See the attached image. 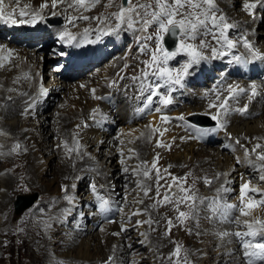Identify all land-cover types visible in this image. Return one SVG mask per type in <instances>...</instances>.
I'll use <instances>...</instances> for the list:
<instances>
[{
	"label": "bare ground",
	"instance_id": "6f19581e",
	"mask_svg": "<svg viewBox=\"0 0 264 264\" xmlns=\"http://www.w3.org/2000/svg\"><path fill=\"white\" fill-rule=\"evenodd\" d=\"M217 1H219L220 5L227 10V12L226 11L225 12L228 15V17L233 18L232 20L234 22L236 21L237 24H238V22L241 21V23H242L241 25H243V26H241L240 24H238L239 27L236 30V32H233L230 34L231 38L236 39L237 36H239L240 34L243 35V33H245V32H246V36L249 35V33H247V31H245V30L243 31V28L249 29V30L254 31L256 33L255 28L258 24V21H260V19H256L255 21H253V19L248 20V17L243 19V14L238 16L239 12L241 13V11H240L241 9H239V11H238V8L243 7V6L241 7V5H243V4L240 3L241 2L240 0H217ZM47 2L49 3V7L41 10L40 5L45 3V0H19V6L18 7H17L16 0H12V1H5L4 0V3L6 5V9H5L6 11L11 10L12 8H16L17 12H19L20 10H24V11L29 13V16L26 17L27 19L31 18V13L41 12V14L44 16V19L42 21L38 20V22L34 25L26 24V25H19V26H12L11 24L6 25L2 21H0V25H1L0 30L3 31L4 34H6L7 32H9L8 34H10L11 32H10L9 28L14 29V33H12V37L9 40L11 42L16 41L19 38L22 40H24L25 38L28 40H31V39H29L30 38L29 36L36 37L43 30V28L47 25V22L45 21V17L47 15L51 14L53 11V9L50 6L51 0H47ZM245 2L246 1H244V3ZM119 3H120V1L118 0V4ZM63 9H66V5L61 4L55 9V11L59 12V11H62ZM235 10L237 11L236 14L234 12ZM67 12H68V16H77L76 14L72 15V13H74L72 11H67ZM260 12L257 13L256 15L259 16L261 14ZM262 16H264V12L262 13ZM86 22L88 23L89 21H85L84 23H86ZM84 23L80 24V26L83 25ZM95 24L97 25L98 22ZM261 26H262V24H261ZM240 31H242V32H240ZM237 32H239V33H237ZM82 34H83V32H82ZM82 34L78 37V39L81 40L80 47H75V50H74V54H77V55H83L89 49H95L96 48V45H93V47H91L90 44H88L87 42H84L82 40ZM129 34H131V33H129ZM235 35H236V37H235ZM250 37L252 40H254V38H255L252 36H250ZM24 41H26V40H24ZM0 45L5 46L4 50H0V57H8V59L0 60V66L4 67L2 70L6 71L5 74L4 73L0 74V144L1 145L4 144V142L2 141L3 133H9L10 137L8 139V143L10 142L11 144H9V147L7 145L6 146L8 148L12 149L13 141H17L18 143L22 142L23 151L26 154V156H24L20 160H17V159H10L9 160V159H7L6 155H8V153H10L9 155H10V157H12V154H11V151H7L4 153V156L7 159L6 162H4L3 164H0V169L5 168V167H13L14 171H15L14 175H12V176H10L9 174L5 175V176L0 175V181H1V185H0V232L2 233L5 231H9V236H7V243L5 245V247L8 249L6 256L4 255L5 252H3V250H2L3 245L1 247V244L3 243V242H1V238L4 236H2L0 233V253H1L0 264H3V259L7 256L11 260L10 264H14V262L12 260L11 245L14 242L16 237L13 236V232H16L17 238H18V236L21 238L22 243L20 241V245H19V248H21V250L19 249L18 253L20 255L19 257L22 258L23 262L24 261H25V263L27 262L26 264H55V261L58 259L52 260L51 259V252L53 249H59V245L57 244L55 246L54 243L58 242L60 244V247L66 245V244L61 242L59 237L55 241H53L51 238H49L50 235H52V232L56 233V231H58L57 227H59L58 221L56 219L50 220L49 217L55 218V217L61 216L62 210L66 207H69V205H68L67 201H65L63 199V195H61L60 198L58 197V195L60 193L59 188L56 189V191H55L56 192V194H55L56 201L53 202L51 200L50 202H48V205L46 207H44L42 205V202L45 201V199H47L48 196L46 195L45 192H43V193L40 192V189L37 188L38 187L37 183L41 184V186L45 185L44 183L46 182V180L44 182L43 176L45 175L44 174L45 170H47V164L39 162L40 159L38 156L42 150L47 151L48 136L49 137H51L52 135L53 136H59V138L61 140L63 138L64 142H67L69 147H73V145H74V138H73L74 133L78 134V136L81 138V140L86 141L87 145L88 144L89 145H95L94 146L95 151L94 150L93 151L94 152L98 151V154H96L97 157L100 154L107 156L108 153L105 152L104 150H102V148L109 145V143L111 141L108 142V140L112 137L110 136V131H111L110 129L111 128L108 129V126H98V124H97L98 123L97 120L102 115V112H101L103 110L102 107L98 108V111H97L96 117H95V119H97V120H94V124H92L91 122L89 123L90 128H86V129L83 128V130L81 131V129H82L81 127L79 130H77V129L73 130V129H71V127H73L74 125H81L82 121L87 120L86 119L87 115H88V117H90L92 115L95 106H92L93 102L91 100V99H94L93 93L91 95L89 91H91L92 89H95V95L96 96L103 95L104 97H107V98L109 97V93L111 92V89L109 88L108 85H110V83H112V79L115 80L116 69H117V67H119V63H116L112 66H109L108 69L105 70V75H104L105 78L104 77L102 78V80L104 82L101 80L92 82L89 85V88H88L89 91L85 89L84 93L83 92L81 93V91H83V89H80L79 86L77 85L78 88H77V91L75 93H72L71 95L67 94L65 96V100L63 99L61 101L60 108L58 107L59 110L57 111L58 112L57 118H55L54 115H51L52 118L56 119V126L54 129L50 130L48 127L51 124V122L49 123L47 118L44 119L43 121H41L40 119L37 118V120H34V122H32V123L31 122L29 123L27 119H30L29 118L30 115L32 116L34 114H37V116H39L40 113H42L41 111H43V109H45L46 107H49L51 105L53 100L50 99L49 95H47L46 97H39V89H40L39 86L41 85L44 87V83L41 81V79L47 73L45 70L49 69V70H51L52 73H53V70L51 69L50 65L45 64V66H43V62L40 59L41 55L40 54L38 55L36 51L32 53L31 50H27L25 48H15L14 45H12L10 42H8L6 40L0 41ZM14 48H15V51L13 52ZM9 49L11 50L10 55H9V52L7 51ZM90 53H92V52H88V54H90ZM234 53L246 55L245 49L243 47H238L237 49L234 50ZM230 58L231 57L229 56V57H225L223 59L213 60L207 66L204 65V67H198V66L195 67L194 70H192L191 77H189L190 78L189 84L191 83L192 85L191 84L190 85L192 87L193 86H196V87L200 86L202 83L200 82L199 77L202 78V76H203L202 73L205 71L204 69L207 68V70H209L210 72H213L215 67H220V66L224 65L225 63H228V60ZM114 61L115 60H113V62ZM176 61H178V59ZM12 65H13V68L15 69V71H10V67ZM47 67H49V68H47ZM227 69H228L227 72L229 75H238V74L242 73L247 78H250V77H252V75L257 76V75H260L261 72L262 73L264 72V61H255V62H253L247 66H243V67L237 66L236 64H229L228 63ZM0 71H1V69H0ZM38 73H39V75H38ZM54 74H55V76H58V77L61 75L60 73H54ZM99 74H101V72ZM102 74H104V72ZM205 74H207V73H205ZM202 79H205V78H202ZM250 79L248 80V82H250ZM55 80L56 79H54V81ZM110 80H111V82L108 84V82ZM259 81H261V80H259ZM262 82L264 83V81H262ZM246 84H248V83H246ZM137 86L139 87V90L137 91V92H139V94L136 98V101L139 102L141 100L140 99V84L138 83ZM8 89H13V90L8 91ZM202 90L203 89H201V94H202ZM119 91L123 92L124 88L122 87ZM261 91L262 90L258 91L259 94L256 96V98H259V100H257V101H255V99L251 98V100L249 99L247 102V98H248L247 95H242L238 104L235 102H232L230 104V107H232V108H236L238 105L239 106L241 105V108H242L247 104L248 105V112L243 113V114L238 112L234 117H232V118L228 117L227 118L228 125H230L227 128H229L233 125H236V124L237 125L232 127L228 131V133H226V134H224L225 132L223 131V133H222L224 135V136H222V137H224L223 143H221L220 145H217V147L207 148V149L205 148V149H202V151H200L199 153L197 152L198 157H203L202 159H205L204 162H202L200 160V158H198L196 160H192V161H191V159H188L187 157H190V154H191V153L188 154L189 148L190 149L195 148V146H197L196 148H199L200 146L204 147L205 144H216L217 139L221 136L218 133H215V134H210V135L206 136L205 139L202 141H199L196 139H185L184 141H182L181 137L187 138L188 137L187 135H189V132H190V131H187L188 134H186V135L179 134L177 132V130H179V129H177L179 127V123H180V126L182 127V129L185 128V126H182L183 122L178 121L177 122L178 124L177 123L174 124L173 122L172 123L169 122V124H166L164 126V128L162 129L163 136L166 137V139H168V140L169 139L172 140V142H170L168 144V145H171V149L173 148V144L178 145V148H179L176 152L178 154L177 155L178 157L171 158L170 161H168L169 164L171 165V167L173 166L176 169V167H180L183 164L188 163V165H187L188 168L190 169V171H193V174H192L193 177L197 178V182H195V183H197L199 188H201V187L203 188V186H202L203 178L213 177L215 179V178H217V174H221V173L227 174V175H220L219 178L217 179V181L215 182V184L213 186L211 185V187L209 188L210 189L209 192L214 191V194H216L215 192H217V189L224 186L223 185L224 183H227L229 180L232 181V179H229V177H228L230 174H231L230 176L234 177L238 173V171H243V172L253 171L254 167L251 164H249L245 158L244 149L247 148L249 150V153H251L252 148L256 144H260V145H262V147L257 149V153L264 152V126H263V124H261V120H259L258 122H256L255 124H252V125L248 124L249 123L248 121L253 117V115H255L258 112L262 113L261 115H262V118L264 119V101H263L264 92H261ZM198 92H200V91H198ZM260 92H261V94H260ZM24 93H26V95H24ZM83 94H86V95L84 96ZM118 95H119L118 98L114 97V100H116L117 106H118V103L125 102V107H127V110H126L124 115L120 116V114L117 112V113H115L114 117H111V118L115 119V120H120V121H122V123H125V122L129 123L128 124V128L130 129L129 132L126 131L125 128L123 129L125 134L128 135V136H126L127 138L125 139V141L133 143L132 140H134L133 138L136 136V138H137L136 139V142H137L136 146L138 147L137 148V153H138L137 154V164L141 165V162H144V160H146V157H147L146 154L148 155V152L151 150L152 146H154V145L156 146V144H157L158 140L156 138V133L154 131H152V129L155 126V123L158 121L159 118L156 117V118H154V120L151 119V121H150V123L152 125L151 129L146 127V126L150 125L148 123L146 125L140 124L137 127L135 125L132 126L130 122L138 121L140 119L142 113L139 111V109L136 112L135 111L132 112V108L129 107V104H130L129 103V101H130L129 95L126 98L123 97V96H125L123 94L122 95L118 94ZM198 95L197 96L192 95L191 99L193 102H195V103L199 102L200 98ZM226 95H227V93H226ZM207 96H209V94ZM9 97H11V99H9ZM37 97H39V100H38V103L36 104V106L34 108V109H36V111H34V110L26 111L28 103H30L34 98H37ZM83 97H86V100L82 101L84 99ZM252 99L255 102H252ZM178 101H180V100H178ZM113 103L115 104V102H113V100H112V104ZM141 106H142V104H141ZM193 109H196V110L201 111V112H208V113L209 112L215 113V111H216L215 109H209V108L205 107V105H203L202 107H198V106H194L193 104H192V106H190L188 104L187 109L185 110V112H183L184 116L188 113H191ZM169 112L166 111L164 114L168 116L170 114ZM103 114H104V112H103ZM83 116H85V117H83ZM16 117H18V120ZM15 118H16V120H15ZM151 118H153V116ZM244 121H247V122H246L244 128L242 129L243 131H241V129H240L242 127L241 124ZM250 121H252V120H250ZM29 126L32 127V128H30L31 130L26 131V128ZM113 126H114V124H113ZM165 129H167V131H165ZM231 132L234 133L235 135H232L231 138L229 139L228 134ZM29 134H31V136H29V138H28L27 136ZM173 135H175V137H172ZM217 135L219 137L217 139H215V136H217ZM248 136H249V139L246 141ZM94 137H95V139H94ZM76 138H77V136H76ZM236 138H240V140L243 141V144H241L243 148H239L238 146L240 144L238 145L235 143ZM257 138H260V139H257ZM31 140H34L33 143L36 144L35 146H32ZM63 140H62V142H63ZM121 140H123V138ZM224 145L229 146L226 149L233 152V154H234V155L232 154L233 156H231V153L230 154H227V153L224 154V152H223V149H225ZM2 146H3V148H6L5 144ZM34 147L37 148L36 151H34V149H35ZM98 147H100L99 150H97ZM174 147H176V146H174ZM221 147H223V149H220ZM25 149H27V152H25ZM153 151H155V147H154ZM37 152H38V154H37ZM65 152L66 151L62 145V147H59L57 149L56 154H55V157H57V162H58L55 166V169L53 168L55 170L54 175H56V183H58V186L61 183L64 185L69 184V186H71L73 183H76V182L70 183V180L74 181L79 176L84 178L81 181H83L85 183V179L88 176V170L87 169L89 167V166L87 167L86 165H94L95 164L94 159L90 158V157L83 158L84 156L76 155V153H72L71 158H69V155ZM91 153H93V152H91ZM157 154L159 155V160L157 161V165H158L160 160L162 159V153H157ZM223 154H224L225 158L223 160H221V156H223ZM108 156H109L108 162L112 163L110 165V167H113L114 166L113 162H114V158H115L116 154L111 152L110 155H108ZM156 156H155V158H156ZM179 156H180V158H179ZM160 157H161V159H160ZM209 157H212L211 160H213V158H216V160L219 161V163H220L219 165H221V167L217 168L216 166H213V164H211L209 162V159H207ZM237 157H239L240 161H241V163H239V164L237 163V159H236ZM81 158H83V159L81 160ZM249 159L256 162L257 164L260 163L259 161H256V155L255 154H251ZM217 164L218 163H216V165ZM235 164H237L239 167H237V165H235ZM13 165H15V166H13ZM73 165H74V167H73ZM138 165H136V166H138ZM144 167H145V165H144ZM100 168H101V166H100ZM114 168L115 167H113V169ZM101 169H104V168H101ZM175 169H173V172L174 171L179 172L178 169L177 170H175ZM181 169H183V168H181ZM130 171H131V169H130ZM101 173L102 174L99 176L97 175V173L95 174L96 180L98 181V183L101 184V186H104L103 185L104 182L108 183V187L104 186L105 188H103V190H105L107 192L110 189H112V187L114 185H116L119 180L130 181V179H131V177L129 175L122 174L121 171L116 170V169L112 170L109 167H106L105 170L102 171ZM42 174H44V175L42 176ZM261 174H264V172H262ZM24 176L27 177V179L29 181V185L34 190H39L40 196H42V200H39L37 202V204H35L31 208L32 212L30 211L31 209H29L27 212L20 215V214H17V213H19L18 211L16 213V211H15L16 207L14 205L16 203L17 195L20 193V191H22L21 190L22 186L24 188V185H22V184L19 185L18 180L21 177L23 178ZM244 176H246V175H244ZM65 177H68V179H65ZM153 177H154V174H153ZM137 179H141V177H137ZM147 183L154 186L155 185V179L153 178L152 180L147 181ZM244 183H249L250 187H252V188H255L254 185H257L255 183L249 182L247 179H245ZM128 184H129V182H128ZM80 185L82 186V184H80ZM35 186H37V187H35ZM99 187H100V185H99ZM153 189H154V187H153ZM47 190H48V188L47 189L45 188V191L48 194H50V192ZM71 190L72 191L70 192V194L77 195V197H78L77 198V204H79L82 201L81 197L79 196V194L73 193V192L77 193L75 191V189H71ZM128 190H130V189H127L126 192H128ZM153 193H154V191H153ZM153 193H151V194H153ZM106 195L109 197L110 202H112L111 194H106ZM50 196L54 197L51 194H50ZM115 198H117V200H118V196H116ZM209 198H212V196ZM252 198H255V197L253 195H247L245 201H247L248 199H252ZM143 199H144V203L141 205L143 207V209H144V207L146 208L149 205L153 204L152 201L148 200V198H143ZM255 199H257V198H255ZM34 201H35V199L28 205H31ZM28 205L25 207H22V209H20V211L27 208ZM51 205L54 206L52 210L49 209V206H51ZM88 205H89V203H88ZM236 205H238V204H236ZM201 207H203V206H201ZM36 208H39L41 210L39 212H36L35 211ZM88 208H89V211L93 210L92 207H90V206H88ZM110 209H112L111 204H110ZM113 211L114 210L112 209V212ZM29 212H31V213H30V218L28 219L29 223L27 225V230L25 229V231H20V227L18 228V225L19 226L22 225V223L26 220L25 215L29 214ZM149 212L151 213V216H156V218L154 220H157V221L163 220L162 214L159 211H157L156 209H154V210L149 209ZM108 213H110V211ZM203 214L205 215L206 213L201 211L200 215L202 216ZM236 214L240 216L238 210H236V212L234 213L235 216H236ZM4 217H6V220H4ZM15 217L18 218L17 221L20 220L19 223L22 222L21 225L17 224V222H15V220H14ZM109 217L110 216H108V218ZM241 217L244 220H247L249 222H252L256 219L264 220V207L257 206L256 208L250 210L249 216H247V217L241 216ZM92 219L95 222H93V226H92L91 230L85 229L83 231L73 233V237L70 240L71 244H72L71 246H74L75 242L78 240V238H81L83 235H85V233H86V235L89 233H92V230L95 228L94 225L97 224V222H99L100 220H104V216H101L97 212L96 217H94ZM44 222L52 223L54 225L52 230H50V231L45 230ZM217 222L220 224V226L215 227L217 230L228 229V231H229V229H231V231L233 232V230H232L233 228L231 225H229L227 223H220L219 220H217ZM123 223L125 224L124 225L125 227L129 226V224H127L126 221H124ZM206 223H207V221H206ZM210 223H211V226H209V228L207 230L205 229L206 226L201 227V225H200V228L198 230L202 231L204 234H202L198 237L195 236V238L198 240L201 238L204 240H207L205 242V245L207 247L206 252L208 253V257H205L204 262H206L208 264L212 263L211 262L212 261L211 251L214 248H212L211 243H212L213 238L215 236L213 233H216L215 228H213L214 225L212 224V221ZM200 224H204V222L203 223L200 222ZM117 225H115V223H112V224L108 223L105 226H103L105 231L104 232L100 231L99 235L97 237L101 241L105 242V246H107L109 244L108 245L109 247L104 248V250L102 251L99 258H93V259H90L91 258L90 252L87 250L86 254L82 258H79L80 261H82L81 264H85L84 262H86V264H105V261L108 259L109 256L115 255V257H116V255L119 254V251L121 249H124V247H121L122 243L116 242V238H118L119 236H114L111 234L113 232H116V228H118ZM161 226L159 227V225H157L156 227H158V230H156L154 232L151 230V228L149 226L147 227V230L153 236H154V233H156V232L159 233L158 236H156L157 238L155 236H154L155 239L149 238V243L152 245H156L158 247H161V246L165 245V243H167V241H166L167 239L164 237L163 228ZM191 226L193 227L192 221H191ZM152 227H154V224L152 225ZM210 228H213V229H210ZM192 235H194V234H192ZM61 239H63V238L61 237ZM143 239H144V237H143ZM119 240H120V237H119ZM64 241H66V240H64ZM67 243H68V241H67ZM129 244H131V243H129ZM220 244L221 243H219V245ZM239 244L240 243L233 238V243L231 245H228L227 248H223V247L218 248L217 247V249L220 250V252H224V251H228V250H235L236 256L232 257L230 259L236 260L237 264H246L245 258L243 256V250L242 251L240 250ZM114 245L117 246L115 253L113 252V246ZM66 246H69V244H67ZM86 247H88V246H86ZM135 247L136 246L132 247L131 249H133ZM127 248H129V247H127ZM101 249H102V247H101ZM159 252H160V250H159ZM225 259H226L225 257L220 256L218 259L214 260L215 263H213V264H223V261ZM61 260H63L64 264H69V262H72V260L68 261V260H64L62 258H61ZM261 262H264V261H256L255 264H260Z\"/></svg>",
	"mask_w": 264,
	"mask_h": 264
},
{
	"label": "snow or ice",
	"instance_id": "6c2138e0",
	"mask_svg": "<svg viewBox=\"0 0 264 264\" xmlns=\"http://www.w3.org/2000/svg\"><path fill=\"white\" fill-rule=\"evenodd\" d=\"M101 0H51L50 6L53 9L52 15L56 16L58 13L55 9L61 5H66L67 9H83V11H90L96 5L100 4ZM17 7L19 6V0H16ZM90 5V6H89ZM117 7L116 12L102 14L98 17H89L88 15L79 16H67L66 20L69 24L75 26L76 21L83 20H96L99 27L95 31V39H89V36L93 30L85 28L82 34V40L88 44L98 43L103 37H114L119 38L122 34L127 36L129 33L136 37L135 44L138 48L140 54L149 55L150 59L139 61L143 64V69H141V74L139 76H133L131 79L134 82H139L140 84V99L142 107L139 109L141 113L145 111H154L155 113H162V107L168 108L173 104V93L176 91L175 86L180 88L184 87V82L187 77L192 75V70L195 67L200 66L202 62L208 60L223 59L225 57H231L228 60L229 64H236L237 66H247L255 61H264V52L251 41L247 39L246 35H239L236 39L230 37L229 33L233 30L238 29L239 25L230 23L227 16L222 12L218 5L217 0H120L119 5L115 4V0H108L106 7ZM49 3L45 0V3L40 5L41 10L48 8ZM244 10L249 16L253 18V21L260 19L264 23V16H257L254 12L256 9L264 11V0H256L255 3L245 2L243 4ZM6 5L4 0H0V21L4 24H11L12 26L26 25V24H36L38 20L42 21L44 16L41 12L31 13V18L27 19L29 13L20 10L17 12L16 8L6 11ZM139 34V35H137ZM166 38L172 39L174 47L171 49L165 46ZM210 38V39H209ZM58 40L62 43L73 45L75 47H80L81 40L77 38L72 32L65 29L60 33ZM198 41V43H197ZM75 42V43H74ZM149 42L154 44V48L150 47ZM238 47H243L245 49V54H235L234 50ZM5 46L0 45V50H4ZM9 55L11 50H7ZM208 53V54H206ZM60 56L66 55L65 52L61 51L58 53ZM179 57H184V59L178 63L173 64ZM8 59V57H0V60ZM129 64H124V69H128ZM39 75V73H38ZM125 77L121 76L120 79ZM115 81H113V84ZM111 86V85H109ZM85 87V85H81ZM13 89H8L12 91ZM258 85L256 83H251L249 88L240 87L239 85L228 84L226 89H221L219 86L213 89L215 101L210 102L209 109H215V114L204 113V115H210L211 120L215 122L213 127H202L196 122L188 121L185 116L181 115L176 119L183 122L182 126H186V130L190 131V135L185 138L181 137V140L185 139H196L202 141L206 136L210 134H215L219 131L227 132L228 120L227 118L233 112H239L241 114L248 112V105L246 104L243 108H232L230 104L232 102L239 103L242 95H248L249 99L257 96ZM93 93V98L97 100L109 99L107 97H101L95 95V89L91 90ZM226 91L227 95H224ZM26 95V93H24ZM48 95V89L43 86L39 89V97H46ZM39 97L34 98L30 103H28L26 111H31L35 108L38 103ZM11 99V97H9ZM153 105H157L153 108ZM97 110H93L92 118L95 119ZM191 115H196L193 113ZM106 118V117H103ZM170 117L167 115H161V120L163 122H170ZM86 126V125H83ZM78 129L82 125L76 126ZM151 129V125L146 126ZM154 132H158L159 129H152ZM167 131V129H165ZM163 135V133H160ZM229 138L230 137V134ZM75 147H69L67 142L63 143V148L66 153L71 158L72 153L76 155L84 156L87 153H81L79 151L80 145L79 140L76 138L74 133ZM175 139V138H174ZM260 139V138H257ZM102 143V142H101ZM236 144L240 143L239 138L235 141ZM157 147H165L169 150L171 145L161 144L157 141ZM61 147V145H57ZM225 148L229 147L224 145ZM262 145L256 144L251 153L247 148L244 149L245 158L249 164H251L258 171L264 172V152L257 153V149L261 148ZM21 145L17 143L12 152H16L20 149ZM26 151V149H25ZM130 153H134V150L129 149ZM3 154V153H0ZM10 154V153H8ZM251 154L256 155V162L249 159ZM120 156L122 157L120 163L123 165L125 163L123 156L124 153L121 151ZM129 159L132 157L129 156ZM237 163H241L240 158L237 157ZM159 160V155L152 161L151 169L144 167L147 164L146 161L141 162L131 169V174L136 177H141L137 180V188L142 192L144 198L154 199V203L149 205L144 209H137L132 213L135 215L148 214V220H137L136 226L147 224L152 231H156L157 228L152 227L153 224L159 223V221L154 220L149 212V209H156L163 204H171L174 206V211L178 212L177 219L180 221V225L183 226L186 221L191 220L193 222V227L187 229L190 235L195 234L197 236L204 234L202 231L198 230L200 228L199 220L201 219V211L206 213L203 219L212 221L213 223L219 220L220 223H227L229 225H235L237 227L241 226V221L237 219L234 215L236 210H239L240 216L247 217L250 214V210L256 208L257 206L264 207V199L257 200L255 198L248 199L245 201V196L249 193L255 194L259 193V189L250 187L249 183H244L240 186V196L242 204L240 206L236 204H230L224 201V196L221 193L227 194L231 189L227 186H222L217 189V195L212 198L200 197L192 189L185 187L188 173L184 177L172 176L169 173V177L172 180V184H161V180H167V177L160 174L157 168V161ZM74 167V165H73ZM171 167V165L169 166ZM167 172V169H165ZM124 174L130 173V168L124 166L122 168ZM154 172V177H153ZM102 173L97 170V175ZM220 175H227L224 173L217 174V179ZM155 179V185L147 183V181ZM68 179V177H65ZM78 180H83L82 177H77ZM259 179L264 182V174L259 176ZM207 186L211 187L213 181L204 178L202 181ZM103 186H101L102 188ZM155 189V197H152L150 193ZM165 188V192L161 194L160 189ZM70 189H75L77 194L80 192L78 184L62 185L61 191L64 193L63 199L67 201L69 207L62 210V215L59 217H49V219H56L60 227H69L70 232H80L83 231V227L80 224L74 223L78 219L85 221L97 215V212L104 216L105 222L112 224L117 223L116 220L108 218L107 213L110 211V200L105 199L98 193L97 185L89 182L86 186L85 191L95 194V199L99 201L98 205L93 204L90 207L94 208L95 211L85 213L82 210H77V195L70 194ZM113 187V191H114ZM162 195V200L160 199ZM264 195V194H262ZM83 203H88L83 201ZM133 203L143 204V199H136ZM185 205L189 208V211H181L180 206ZM203 206V207H201ZM122 210V209H121ZM207 213H211L208 215ZM128 223L131 222V218H128ZM243 225L246 226V231H235L230 232L227 230L218 231L213 233L219 240L221 244L217 247L227 248L228 245L233 243V238L238 241L243 249V256L245 258L246 264H255L256 261H264V220L256 219L252 222L247 220L243 221ZM54 225L52 223L44 222V228L47 231L52 230ZM99 231L104 232L105 229L97 225ZM173 227V220L167 219L166 228L167 231L164 233V237L167 238L171 235V229ZM23 231V229H20ZM129 229L124 226V223L120 224V232L111 233L114 236H120L122 233L128 232ZM86 234V233H85ZM63 235V234H61ZM144 236L143 240L137 241V243L146 245L148 241V234L141 233ZM130 239V237H129ZM63 242V241H61ZM22 243V241H21ZM123 247V246H121ZM128 247L131 249L132 245L129 244ZM117 246H113V252L115 253ZM182 248L177 245L172 253L169 254L167 260L169 264H190L188 259L187 250L185 255L181 257L180 253ZM218 255L225 257L223 264H237L236 260L230 259L236 256L235 250H228L224 252H218ZM173 257L175 260L173 261ZM158 259H164L163 257H157ZM55 264H64L63 260H56ZM105 264H115V255L108 257ZM129 264H137V262H129Z\"/></svg>",
	"mask_w": 264,
	"mask_h": 264
},
{
	"label": "rangeland",
	"instance_id": "374dc122",
	"mask_svg": "<svg viewBox=\"0 0 264 264\" xmlns=\"http://www.w3.org/2000/svg\"><path fill=\"white\" fill-rule=\"evenodd\" d=\"M240 1H241L240 3H242V4H244V1H246L248 3H255L256 2V0H240ZM217 2L219 4V7L221 8L222 12L227 16L228 21L230 23L237 24L236 21L234 22L232 20L233 18L228 17V15L226 14L227 10L220 5L219 1H217ZM115 3L117 5H119L118 4V0H115ZM107 4H108V0H101L100 4L96 5L94 8H91L90 11L85 12V11H83V9H78V10L69 9V11L74 12V14H76L77 16H79V15H88L89 17H98V16H101L102 14H108V13H112V12H116L117 11V9H118L117 7L113 6V7L108 8V7H106ZM242 6L243 5H241V7ZM242 8H238V11H239V9H241L240 10L241 13L239 12L238 16L243 14V19H245L246 17H248V20L253 19L251 16L248 15V13L244 10V8L243 9ZM234 12H235V14L237 13L236 10ZM254 12H255V14H257V13L260 12V9L258 8L256 10H254ZM263 12L264 11H261L260 12L261 14L259 16H262ZM57 16H59V14H57L56 16L52 15V16L49 17L51 19V23L52 24H57V25L64 24V21L62 23H59V22H57L55 20V18ZM84 22L85 21H83V20H78V21H76L75 26H73L72 24H70V26L72 27L73 31H81L82 32V31H84L85 28H89L90 30H93L91 32L90 36H89V38H91V35L94 33V30H96V28L99 27V25L95 24V23H97L96 20H89L88 23L87 22L84 23ZM82 23H84V24L81 25V27H80V24H82ZM238 24L241 25L242 24L241 21L238 22ZM261 24H262V26H261ZM241 26H243V25H241ZM236 30H233L232 32H230L229 35L231 33H233V32H236ZM244 30L247 31V33H249V35H247V39L249 41L253 42L260 49L261 52H264V23H261V20L258 21V24H257V26L255 28L256 33L254 31H251V30L246 29V28H243V31ZM240 32H242V31H240ZM237 33H239V32H237ZM8 35L10 36L11 34H8ZM240 35H242V34H240ZM243 35H246V32L243 33ZM56 36H58V34H55L54 38ZM250 36L255 37L254 40H252ZM235 37H236V35H235ZM1 39H4V37L1 38ZM1 39H0V41H2ZM56 40L57 39H55L54 42L50 43L46 47H44V46L41 47V49H38L37 51L35 49V45H37L38 42H34V43L30 44L29 46H24L23 45L21 47V48H25L27 50H31L32 53L36 51L38 55L41 52L42 53V57L40 59L43 62V66H45V64L46 65H50L51 69L53 70V73H52L51 70L46 69L45 71L47 73L41 79V81L44 83V88L49 89L48 95L50 96V99L53 100V101H52V103H51V105L49 107H46L45 109H43V111H41L42 113H40L39 116H37V114H34L32 116L30 115L29 116L30 119H27L29 123L30 122L31 123L34 122V120H37V118L40 119L41 121H43L44 119L47 118L48 122L49 123L51 122V124L49 125L48 128L50 130L54 129L55 126H56V119L52 118L51 115H54L55 118H57V113H58L57 111L60 108L61 101L63 99L65 100V96L67 94L71 95L72 93H75L77 91L78 81L82 80V79H87V80L92 81V82H95V81H98V80L103 81L102 80V77H103L102 73L105 72V71H102L100 69L101 68H105V67L107 68L108 66L112 65L116 60H120L121 63H120L119 67L116 70V78H115V80L121 81L120 77L121 76L125 77L124 79H122L121 83H116L115 82L113 84V81H115L114 79H112V83H110L111 80L108 82V84L110 83V85H111V86L108 85L109 88L111 89V91L113 89H115L114 90V94L112 95V99L110 98V96L108 98L111 100V102L113 100V102H115V104L112 105V103L111 104L105 103L104 100L91 99L92 102H93L92 106H95L94 108H96L95 110L98 111V108L102 107V109H103L101 111L102 115H104V117H106V118H103V116L101 115V117L98 120L97 119H93L92 120L91 119L92 115L90 117H88V115H87L86 116L87 120H85V121L81 120L82 121V124H81L82 125V127H81L82 129H81V131L83 130V128L84 129L90 128V124L89 123L91 122L92 124H94V120H97V122L99 121L97 123L98 126H108V129L111 128L110 129L111 130L110 131V136L112 138H110L108 140V142H110V141L111 142L109 143L108 146L102 148V150H104L105 152L108 153L107 156L100 154L97 157L96 154H98V151L94 152L95 151L94 150V146L95 145H89V144L87 145V142L84 141V140H81V138L78 136V134H76L77 139L79 140V145H80L79 151L81 153L83 152V153H87L88 154V155H84L83 158H88V157L93 158L94 159V163H95L94 165H86L87 167L88 166L89 167L87 169L88 170V176L85 179V183L83 181H81V180H78V179H75L74 181L70 180V183L76 182V183H73V184H78L79 188H80L79 196L81 197L82 201L80 203L78 202L79 204H77V210H82L85 213H89L91 211H95L94 208H93V210L89 211V208L87 207L86 203L83 204V201H86V200H89L91 202L90 203L91 205L95 204L93 199H92L93 198V195H92L93 193L85 191V188L89 184V182L96 184L98 189H100L99 192L103 193V194H101V196H103L105 199L107 198V195H106L107 191L103 190V188L108 187V183L104 182L103 185L105 187L103 186L102 188H100L101 184L98 183V181L96 180V175H95L97 173V170L102 172V171L105 170L106 167H109L112 170L116 169V170H119V171L122 172V168L124 166H128L130 169H132L136 165H138L137 164V154H138L137 153V148L138 147L136 145H135V148H134L133 145L127 146V145L130 144V142L125 141V139L127 138L126 136H128V135L125 134L123 129L125 128L126 131L129 132V130H130L128 128V124L129 123L128 122L122 123V121L112 119L111 117H114L115 113H117V112L120 114V116H122V115L125 114V112L127 110V107H125V102L118 103V106H117L116 100H114V97L118 98V96H119L118 94L125 95V96H123L125 98L129 95V99H130L129 107L132 108V112L136 111L135 110L136 107H138L139 105L142 104L141 101H139L140 103L138 102L137 105H136V103H134L136 98H137V96H138V94H139V92H137L139 90V87L137 86V84L139 82L138 81L134 82L131 79V77L139 76L141 74V69H143L144 66H143V64L139 63V61L148 60V59H150V56L149 55H143V54L139 53L138 48H137V46L135 44L136 37L132 36V34H129L127 36L121 35L119 37V42L117 41V38L104 37L102 39V44H101V41L98 42L99 46L101 45V47L98 50H96L94 54L89 55V56L86 57V62H93V63L89 67H87V68H85L83 70H78L75 67V65L78 62V60L70 61L68 59V57H67L68 47L66 45L59 44ZM30 41L31 40L26 39L25 42H30ZM149 44H150V47L154 48V44H152L151 42H149ZM90 45H91V47H93V45H96V44L92 43ZM96 48H97V46H96ZM42 49H44V50H42ZM14 51H15V49H13V52ZM61 51L65 52L66 55L60 56L58 53L61 52ZM206 54H208V53H206ZM183 59H184V57H179L178 61H175V62H172V63L173 64H178ZM113 60H115V61L113 62ZM212 61L213 60H208V61L202 62V64L200 66H198V67H204V65L206 63H208V62L209 63L207 65H209ZM125 63L130 65V67L128 69H124V64ZM94 66H96L95 70H98L95 73L91 72ZM227 66H228V63H225L224 65H222L220 67H215L213 72H210L209 70H207V68L204 69L205 71L202 73V75H203L202 78H205V79H202V78L199 77L200 82L202 84L200 86H198V87H196V86L192 87L190 85L191 83L189 84V79H190L189 77H191V76L187 77L188 78L187 79V81H188L187 86H185V84H186V80H185L184 87L183 88L177 87L176 91L173 94H176V93L180 94V91L182 90L183 94L188 92L187 96H188L189 99H187V98L184 99L185 102H184V100H181V99H178L180 101L173 100V104L172 105H176L177 103L178 104L176 106H173L169 110H163L162 113H155L154 111L153 112L152 111L144 112V113H142L143 115H141V117H140V119L138 121L130 122L131 125L132 126L135 125L136 127L138 125H140V124L141 125H146L147 123L151 125V123H150L151 119L154 120V118L158 117L159 119L155 123V126L153 127V129H159L158 134L160 135V133H162V129L164 128V126L166 124H169V122H167V123L164 122L163 123V121L160 118V116L164 112H166V111L169 112L170 111L169 112L170 114L168 115V117L172 118V119H170V123L173 122L174 124H176L180 120L176 119V116H174V115L183 114V112H185V110L187 109L188 104L190 106H192V104H193L194 106H198V107H202L203 105H205V107L209 108L208 105H209L210 102H213V101L216 102L213 89L216 88L217 86H220L221 89H226V86L228 84H234V85H239L240 87L245 86L244 88H247L249 86V83L250 84L251 83H256L257 85H259L257 91L262 90L261 92H264V83L262 82V81H264V72L263 73L261 72V74L259 73L260 75H257V76H253L252 75V77H250L251 78L250 79V78H247L242 73H240L238 75H229L228 72H227V70H228ZM47 68H49V67H47ZM0 69H1L0 74H3V73L5 74L6 71L2 70L3 69L2 66H0ZM10 71H15V69L13 68V65L10 67ZM88 71H89V73L87 75L86 73ZM100 72H101V74H99ZM54 73H60V74L61 73H65L67 75L62 77L61 79H59V78H57L58 76H55ZM205 73H207V74H205ZM120 74H122V75H120ZM226 76H227V78L228 77L229 78L227 80L225 79L222 83L217 81L218 77H219L220 80H223V78L226 77ZM54 79H56V80L54 81ZM249 79H250V82H248ZM259 80H261V81H259ZM226 81H228V82L224 84V82H226ZM246 83H248V84H246ZM221 84H224V86H222ZM89 85H87L85 88L79 87L80 89H83V91H81V93L82 92L84 93L85 89L88 90ZM40 87H41V85L39 86V88ZM122 87L123 88L125 87V89L123 91L124 93L122 91H119ZM201 89H203L202 90V94H201ZM198 91H200V92H198ZM89 92L92 95V91H89ZM261 92H260V94H261ZM224 93H225L224 95H226V91ZM208 94H209L210 97L207 96ZM83 95L85 96L86 94H83ZM180 95L182 96V94H180ZM192 95H194V96L198 95L199 98H200L199 102H196V103L193 102L192 99H191ZM247 97H248L247 98V101H248L249 100V96L247 95ZM83 98H82L83 99L82 101L86 100V97H83ZM253 99H255V101L259 100V98H256V96H255V98L253 97ZM253 99H252V102H255V101H253ZM263 101H264V99H263ZM153 106L155 108L157 105H153ZM161 107H162V109H165V108H163V106H161ZM236 108H241V106L238 105ZM33 110L36 111V109H33ZM103 112H104V114H103ZM237 113L238 112H233V114H231L229 117L232 118ZM212 114H215V113H212ZM261 114H262L261 112H258L255 115H253V117L250 119L252 121L249 120L248 124L252 125V124H255L256 122H258L259 120H261V124H263V126H264V119L262 118ZM163 115H165V114H163ZM152 116H153V118H151ZM183 116H184V114H183ZM191 116H192L191 113H188V114L185 115V118L188 121H192L191 120ZM83 117H85V116H83ZM16 118L18 120V117H16ZM16 118H15V120H16ZM203 118H200V120L205 121L206 119L205 118L203 119ZM246 122L247 121L242 122V124H241L242 127L240 128L241 131H243L242 129L244 128ZM113 124H115V125L113 126ZM157 124H158V128H157ZM83 125H86V126H83ZM236 125H233V126L227 128V132H225L224 134L228 133V131L232 127H234ZM76 126L77 125H74L73 127H71V129L79 130L80 128L78 129ZM228 126H230V125H228ZM30 128H32V127L31 126L27 127L26 131H30L31 130ZM177 129H179V130H177V132L179 134H183V135L188 134V132H187L188 130H186V126H185L184 129H182V127L180 126V123H179V127ZM217 133L221 137L224 136L222 134L223 131H219ZM190 134L191 133L189 132V135ZM229 134H230V137L232 135H235L232 132L229 133ZM189 135H187V136H189ZM29 136H31V134H29L27 137L29 138ZM161 136H163V135H161ZM9 137H10L9 133H3V135H2V141L4 142L5 146L7 145L8 147H9V144H11L10 142L8 143ZM172 137H175V135H173ZM218 137H219L218 135L215 136V139H217ZM221 137H219L220 139L218 138L216 144H205L204 147L200 146L199 148H196L197 146H195L196 149L195 148H191V149L189 148L188 154H190V153L191 154H190V157H187V158L191 159V161L200 158V160L202 162H204L205 159H202L203 157H198L197 154L200 151H202V149L217 147V145H220L221 143H223L224 142V137H222V138ZM120 138L121 139L123 138V140H121ZM156 138L161 143L162 140L159 139L157 136H156ZM164 138L166 139V137H164ZM59 139H60L59 136H53V135L51 137L48 136L47 151L42 150L41 153L38 156L39 159H40L39 162L47 164V170H45V173H44L45 175L42 174V176L44 175L43 176L44 182L46 180V182L44 183L45 185L41 186V184L37 183L38 187L35 186L38 189H40L41 193L45 192L46 195L48 196L47 199H45V201L42 202V205L44 207H46L48 205V202H50L51 200L53 202L56 201V196H55L56 189L59 188V190H60V193L58 195L59 198L61 197V195H64V193L61 191V186L64 185V184L61 183L58 186V183H56V175H54V171H55L54 169H55L56 164L58 163L57 162V157H55L56 151L59 148V147H57V145H60V143L62 142L63 138H62V140L61 139L59 140ZM94 139H95V137H94ZM136 139L137 138L132 140L133 143L131 142V144H136L137 143ZM248 139H249V136L247 137L246 141ZM166 140H168V139H166ZM239 140H240V138H239ZM31 141H32L31 142L32 146H35L36 144L33 143L34 140H31ZM134 141H135V143H134ZM168 141L169 142L166 143L167 145L170 142H172V140H170V139ZM17 143H18L17 141H13L12 146L14 147ZM63 143H64V140L61 143V147H62ZM123 143L125 145H123ZM4 144H2V145H4ZM19 144L21 145V148L17 149L16 152H12L13 147H12V149L8 148L7 146H6V148H3V146L0 144V153H3V154H0V164H3L4 162H6L7 159H9V160L10 159L20 160L21 158L26 156V154L23 151L22 142H20ZM239 144H238L239 145L238 147L239 148H243L242 145H241V144H243V141L240 140ZM174 146H176V147H174ZM74 147H75V142H74L73 148ZM154 147H155V151H153ZM34 148H35L34 151H36L37 148L36 147H34ZM99 149H100V147H98L97 150H99ZM129 149H132L134 151L136 149V153L137 154L130 153ZM178 149H179L178 145H176V144L175 145L173 144V148L171 150L167 149V151L164 149V147H157V146L154 145V146H152L151 150L148 152V155L146 154L147 157H146V160H144V161H146L147 164L145 165V167L147 166L146 168L151 169L152 161L154 160V158L157 155V153H162V159L160 157L161 160H160L159 164L157 165V168L159 169L160 174L162 176L167 177L166 181L165 180H161L160 181V183L162 185L165 184V183H167V184H172L173 183L171 178L168 175L169 173H171L172 176H176V177H184L188 173H192L193 174V171H190V169L187 166L188 163L187 164H183L180 167H176V169L173 166L169 167L170 164H169L168 161H170L171 158L178 157L177 156L178 154L176 153ZM7 151H11L12 157H10V155L8 154V155H6V157H7V159H6V157L4 156V153L7 152ZM121 151L124 153L123 159H124L125 163L123 165L120 163V160L122 158L120 156V152ZM25 152H27V149H26ZM91 152H93L94 154L91 153ZM111 152L116 154V156L114 158V162H113V164H114L113 167H115L114 169H113V167H110V165L112 163L108 162V157H109L108 155H110ZM223 152H224V154L225 153H227V154L231 153V156L234 155V154L232 155V152L229 151L226 148L223 149ZM37 154H38V152H37ZM153 154H154V156H153ZM224 154H223V156H221V160H223L225 158ZM129 156H131L132 158L129 159L128 158ZM83 158H81V160ZM179 158H180V156H179ZM211 158L212 157L207 158V159H209V162L211 164H213V166H216L217 168H220L221 165H219L220 164L219 161L216 160V158H213V160H211ZM216 163H218V164L216 165ZM235 165H237V164H235ZM13 166H15V165H13ZM100 166H101V168H104V169H101ZM237 167H239V166L237 165ZM181 168H183V169H181ZM165 169H167V172L165 171ZM173 169H175V170L178 169L179 172L178 171H174L173 172ZM254 169L251 172L238 171V173L234 177L230 176L231 174L228 176L229 179H232V181L229 180L230 182L228 181L227 183H224L223 185L229 187L231 189V191L229 193H227V194H224V193L221 194V195L224 196V201L225 202L230 203V204H238V206H240L242 204L241 196H240V186L244 183L245 179H247L249 182L257 184V185H254V187L257 188V189L259 188V193L255 194V196L253 194H251V193H249L247 195H253L258 200L264 199V195H262V194H264V182H262L259 179V176L261 175L262 172L258 171L257 169H255V170ZM14 172L15 171H14L13 167H5V168L0 169V175L1 176H5V175H8V174L10 176H12V175H14ZM122 174H124V173L122 172ZM153 174H154V172H153ZM127 175H129L131 177L130 181L119 180L118 183L116 185H114V189L115 190L113 191V187H112V189H110L108 191L109 193L114 194L115 197L118 196V200L116 198V200H117L116 207L117 208L115 207L113 213H111L112 209H110V213L111 214L110 213L107 214V217L112 215L111 219H114V220L117 221V223H115V225L118 224L117 225L118 228H116V232H120V224L123 223L124 221H126V223L129 224V226H126L129 229V231L126 232V233H122L119 236L120 240H119V237L116 238V242L117 243L118 242L122 243L121 246H123L124 249L120 248L121 250L119 251V254H117L116 257H115V264H129V262H137V264H169V261L167 260V257L169 256L170 253H172L174 251V249L176 248L177 245H180L181 248H182V251L180 253L181 257H183L185 255V251L184 250H187V253L189 254L188 255V259L190 261V264H208V263L204 262L205 261V257H208V253L206 252L207 251V247L205 245V242L207 240H204L202 238L198 240V239L195 238V236L198 237L197 235H195V234L194 235H190L188 233L187 229L192 228L191 220L186 221L185 224L183 226H181L180 225V221L177 219L178 212L173 210L174 206L171 205V204H163L162 206H159V207L156 208V210L159 211L162 214V219L163 220L162 221L158 220L159 221L158 225H159V227L162 225L161 227L163 228V234L165 233V231H167V228H166L167 219L170 218V219L173 220V227L171 229V235L166 238L167 239L166 240L167 243H165V245L161 246L162 248L158 247L156 245H152L149 242L146 245H143V246L141 244L137 243V241L143 240L144 236L140 235L141 233H147L148 234V241H149V238L150 239L151 238L155 239V237L158 236L159 233L158 232L154 233V236H155L154 237L147 230V227H148L147 224L141 225L139 227L136 226V221L137 220H141V221L148 220L149 219V215L148 214L135 215V216L132 215V213L135 212L137 209H143V207H141L142 204L133 203V201L136 200V199H143L144 197L142 195V192H140V190L137 188V180H138L137 177L133 176L131 174V171ZM244 175H246V176H244ZM79 177H81V176H79ZM205 178H207L208 180L213 181V183L211 184L212 186L217 181V178H215V179L213 177H205ZM203 180H204V178H203ZM18 182H19V185H21V184L24 185V188L22 186V189H21L22 191H20L19 194L26 193V192L27 193L28 192H30V193L36 192L38 194L37 195L38 198H36L35 201L31 205H28V207L25 208L24 210L18 211L19 213H17V209L15 208L16 213L21 215V214L27 212L29 209H31L35 204H37V202L39 200H42V196H40L39 190H34L29 185V181H28L26 176H24L23 178L21 177L18 180ZM128 182H129V184H128ZM195 182H197V178L193 177V175H188L186 184L184 186L192 189L200 197L209 198L211 196L214 197L215 195H217V192H215L216 194H214V191H210L209 192V190H210L209 188L210 187L207 186L205 183L202 182L203 188L202 187L199 188V186ZM229 183L230 184L232 183V184L230 185ZM80 184H82V186ZM0 185H1V181H0ZM67 185H69V184H67ZM99 185H100V187H99ZM126 185H127V187H126ZM45 188L46 189L48 188L47 191H49L50 194L52 196H54V197H51L50 194H48L45 191ZM127 189H130V190H128V192H126ZM165 190L166 189L162 187L160 189L161 194H163L165 192ZM71 191L72 190L70 189V192ZM153 191H154V193H153ZM153 191H152L153 194L150 193V195L152 197H155V189H153ZM73 193L77 194L75 192H73ZM19 194L17 195V198H18V196H20ZM111 196L113 197V195H111ZM246 196H245V199H246ZM17 198H16V200H17ZM29 199H30V197H29ZM108 199H109V197H108ZM160 199L162 200V195H161ZM148 200L152 201V203L155 202L154 199H149L148 198ZM98 203H99V201L96 199V204L98 205ZM53 207L54 206L51 205V206H49V209L52 210ZM40 210L41 209H39V208L35 209L36 212H39ZM180 210L187 212V211H189V208L187 206H185V205H181L180 206ZM30 211L32 212V209ZM31 212H29V214L25 215L26 220L23 223L21 222L22 225H21V223H19L20 220L17 221L18 220L17 217L14 218L15 222H17V224L21 225V226L18 225V228L20 227V229H23V231H25V229L27 230V225L29 223L28 219L30 218V213ZM207 214L211 215V213H207ZM203 216H204V214L201 216V219L199 220V224H200V222L201 223L204 222V224H200V225H201V227H203V226L205 227L206 226L207 228L205 227V229L207 230L209 228V226H211V223H210L211 221L202 219ZM129 217L131 218V222L130 223L127 222ZM152 217H153V219L156 218V216H152ZM235 217L241 221V226L237 227L235 225H231L232 228H233L232 229L233 232H235V231H241V232L246 231L247 228H246V226L243 225V221H245V220L241 216H239L237 214H236ZM91 219L88 220V221H85V220H82V219H78L74 223L80 224L83 227L84 230L85 229H90L91 230L92 226H93V222H95L93 219L92 220ZM4 220H6V217H4ZM206 221H207V223H206ZM98 224L103 227V226H105L108 223L107 222L105 223V220H100L99 222H97V224L94 225L95 228L92 230V233H89L87 235L85 234L81 238H78V240L75 242L74 246H71L72 244H71V241H70L72 239V237H73V233L74 232H70L69 231V227H63L62 228V227H60V225H58L59 227H57V228H58L59 232L58 231H56V233L52 232V235H50L49 238H51L53 241H55L59 237L60 240L63 241V243H65L66 245L69 244V246L64 245V246L60 247V244L58 242L54 243L55 246L57 244L59 245V249H53L52 250L51 259L52 260H56V259L61 260V258H62L64 260H68V261L72 260V262H69V264H76V263L77 264H79V263L81 264L82 261H80L79 258H82L86 254L87 250L90 252V257H91L90 259L99 258V256L101 255L102 251L104 250V248L109 247L108 246L109 244L107 246H105V242L101 241L100 239H98L97 236L99 235V232H100L98 227H97ZM212 224L214 225L213 228H215L217 226H220V224L218 222H215V223L212 222ZM155 225L157 226V224H154V227L157 228V230H158V227H156ZM192 225H193V222H192ZM213 228H210V229H213ZM215 230H216V232H218V231H221L222 229L217 230L215 228ZM225 230L228 231V229H225ZM229 231L232 232L231 229H229ZM61 234H63V235H61ZM1 235L4 236V237L1 238V242H3L1 244V247L3 245L2 250H3V252H5L4 255L6 256L8 249L5 247V245L7 243V236H9V231L2 232ZM13 236L16 237V238H15L14 242L11 245L12 260H13L14 264H26L27 262L26 263H25V261L23 262L22 258L19 257L20 255L18 253L19 249L21 250V248H19L21 238L19 236L17 238L16 232H13ZM61 237L63 239H61ZM129 237H130V239H129ZM64 240H66V241H64ZM67 241H68V243H67ZM129 243H131L132 247H134V246H136V247L133 248V249L127 248ZM219 243H221V241H219V238L214 236L213 241L211 243V246L214 249L211 251V255H212V261L211 262L212 263H210V264L215 263L214 260H216V259H218L220 257V255H218V252H220V250L217 249V246L219 245ZM86 246H88V247H86ZM101 247H102V249H101ZM239 248H240L241 251L243 250L241 244H239ZM159 250H160V252H159ZM0 256H1V253H0ZM158 256L159 257H163L164 259H158L157 258ZM174 260H175V257H173V261ZM10 261H11L10 258L7 256V257H5L3 259V264H10ZM84 263L86 264V262H84ZM260 264H264V262H261Z\"/></svg>",
	"mask_w": 264,
	"mask_h": 264
},
{
	"label": "water",
	"instance_id": "95a60500",
	"mask_svg": "<svg viewBox=\"0 0 264 264\" xmlns=\"http://www.w3.org/2000/svg\"><path fill=\"white\" fill-rule=\"evenodd\" d=\"M174 41L172 40V39H170V38H166V45H167V47L168 48H172V47H174ZM37 198V195H35L34 197H32L30 200H29V198H28V195H23V196H19L18 197V199H17V201H16V204H17V209H18V211L20 210V209H22V207H25V206H27L28 204H30L34 199H36Z\"/></svg>",
	"mask_w": 264,
	"mask_h": 264
},
{
	"label": "built area",
	"instance_id": "2783aa9c",
	"mask_svg": "<svg viewBox=\"0 0 264 264\" xmlns=\"http://www.w3.org/2000/svg\"><path fill=\"white\" fill-rule=\"evenodd\" d=\"M157 128H158V124H157ZM156 136H157V137H159V139H161V140H162V141H161V143H162V144H166V143H168V142H169V141H168V140H166V139H165L163 136L159 135V134H158V132H156ZM135 138H136V137H135ZM135 138H133V139H135ZM134 143H135V141H134ZM123 145H125V144L123 143ZM131 145H133V146H134V148H135V145H136V144H131V143H130V144H129V145H127V146H131Z\"/></svg>",
	"mask_w": 264,
	"mask_h": 264
}]
</instances>
